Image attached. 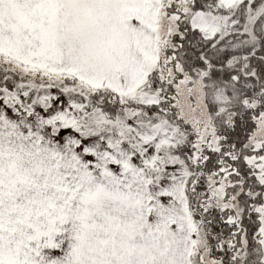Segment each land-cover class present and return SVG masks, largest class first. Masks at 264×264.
<instances>
[{
    "label": "snow or ice",
    "instance_id": "snow-or-ice-1",
    "mask_svg": "<svg viewBox=\"0 0 264 264\" xmlns=\"http://www.w3.org/2000/svg\"><path fill=\"white\" fill-rule=\"evenodd\" d=\"M0 264H264V0H0Z\"/></svg>",
    "mask_w": 264,
    "mask_h": 264
}]
</instances>
